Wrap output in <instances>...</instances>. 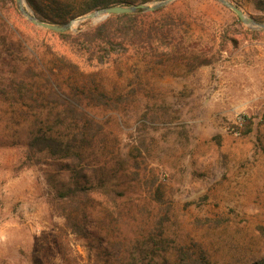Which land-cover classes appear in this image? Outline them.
I'll list each match as a JSON object with an SVG mask.
<instances>
[{"label":"rangeland","instance_id":"374dc122","mask_svg":"<svg viewBox=\"0 0 264 264\" xmlns=\"http://www.w3.org/2000/svg\"><path fill=\"white\" fill-rule=\"evenodd\" d=\"M228 1L247 18L264 21L246 0ZM164 8L182 15L203 47L215 51L222 43L211 66L192 73L183 65L125 70L116 68L113 61L122 57L115 55L97 65L83 48L33 26L18 8L5 14L12 49L0 39L1 55L12 53L6 58L22 64L31 58L28 51L45 60L65 55L92 89L123 104L86 110L104 129L100 161L120 162L108 182L117 191L114 200L91 191L80 207L91 236L66 225L75 214L63 208L68 201L58 200L56 189L67 174L43 157L20 169L23 149L0 146V264H115L116 245L123 250L145 240L151 247V237L163 241L161 264H175L179 247L210 264L264 259V30L243 24L216 0H176ZM105 20L79 21L68 31ZM2 57L0 82L10 77ZM35 116L0 96V141L20 139ZM247 123L249 133L242 135Z\"/></svg>","mask_w":264,"mask_h":264},{"label":"trees","instance_id":"16d2710c","mask_svg":"<svg viewBox=\"0 0 264 264\" xmlns=\"http://www.w3.org/2000/svg\"><path fill=\"white\" fill-rule=\"evenodd\" d=\"M24 1L39 21L62 26L99 9L131 7L163 0ZM246 1L255 10L264 13V0ZM236 7L239 8L238 5ZM10 9H17L16 0H0V39L7 48L12 49L10 28L5 18ZM184 19L178 13L166 12L165 8L151 13L138 11L135 14L110 16L95 27L78 29L75 34L69 31L56 33V37L64 45L83 48L89 60L97 65L108 64V58L115 55L122 57L113 61L116 68L129 70L130 65L136 69L142 66L145 72H151L159 66L183 65L192 73L198 68L211 66L223 48L222 43H219V49L213 51L212 46L203 47L200 41L192 40L187 30L189 25ZM254 20L264 22L257 16ZM28 52L31 58L25 64L16 60V57L6 58L5 55L13 57L12 53L2 54L1 66L10 69V77L0 82V96L10 104L23 103L36 116L24 125L20 139H2L0 146L23 149L20 169L34 166L43 157L56 172L67 174L66 182H58L56 198L60 201L66 199L68 203L63 208L75 214L73 218L66 217L67 227L74 234L85 238L92 234L87 227V217L80 207L91 191L100 190L99 193L114 200L117 191L108 187V182L115 177L120 165L119 161L114 162L111 157L100 161L98 152L103 149L101 136L104 129L86 110H116L123 104L122 99L114 101L105 92L92 89L85 79L87 77L65 55L55 54L45 60L34 51ZM66 72L69 75L65 76ZM52 118L54 122H50ZM248 133L249 123L245 125L242 135ZM149 241L151 247H147L145 240L138 247L123 250L121 245H116L114 263L161 264V252L165 250L163 241L153 237ZM174 254L175 264H210L203 254L195 255L183 247L175 249ZM253 264H264V259Z\"/></svg>","mask_w":264,"mask_h":264},{"label":"water","instance_id":"95a60500","mask_svg":"<svg viewBox=\"0 0 264 264\" xmlns=\"http://www.w3.org/2000/svg\"><path fill=\"white\" fill-rule=\"evenodd\" d=\"M174 1L176 0H163L160 2H156L152 5L136 4L131 7L116 6V7L99 9L85 16L72 20L69 23L62 25V26L50 25V24L41 22L38 19H36L33 13L31 12V10L26 6L24 0H16V4H17V8L20 14L33 26L40 28V29L52 31L55 33H64L70 30L74 23L79 22V21L90 20L93 22V19L95 18L107 19L113 15L135 14L138 11H141L143 13H151L158 9H162L166 7L168 4L173 3ZM216 1H218L221 5H223L227 9H230L243 24L247 25L248 27L252 29L264 30V24L256 23L254 20L247 18L238 7H236L234 4H232L228 0H216Z\"/></svg>","mask_w":264,"mask_h":264},{"label":"bare ground","instance_id":"6f19581e","mask_svg":"<svg viewBox=\"0 0 264 264\" xmlns=\"http://www.w3.org/2000/svg\"><path fill=\"white\" fill-rule=\"evenodd\" d=\"M102 20H103L102 18H95V19H93V23H97V22L102 21ZM74 24H76V23H74Z\"/></svg>","mask_w":264,"mask_h":264}]
</instances>
